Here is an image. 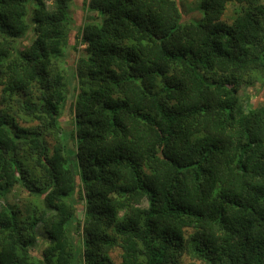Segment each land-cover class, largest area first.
Here are the masks:
<instances>
[{
  "label": "trees",
  "instance_id": "16d2710c",
  "mask_svg": "<svg viewBox=\"0 0 264 264\" xmlns=\"http://www.w3.org/2000/svg\"><path fill=\"white\" fill-rule=\"evenodd\" d=\"M72 3L0 0V264H264V0Z\"/></svg>",
  "mask_w": 264,
  "mask_h": 264
},
{
  "label": "rangeland",
  "instance_id": "374dc122",
  "mask_svg": "<svg viewBox=\"0 0 264 264\" xmlns=\"http://www.w3.org/2000/svg\"><path fill=\"white\" fill-rule=\"evenodd\" d=\"M179 8L182 12V19L183 21H197L200 17H202L203 13L200 9V0H177ZM85 0H74V3L71 5L72 11H74V18L75 23L73 26V29L70 33V45H75L78 38L81 37V28L84 24V22L88 19V16L92 13L86 10L85 8ZM238 4L230 2L227 4V8L222 15V19L224 21H227L228 23H231L236 9L238 8ZM33 37V34L30 33V36L23 39L22 43L23 45H27ZM80 49H82V46H79ZM76 58L77 53H75L74 50L69 49L68 52H65L64 60L66 63V68L68 71V77H70V84H71V90L73 89L72 86V71L76 69ZM239 96L242 100V102L245 105H249L251 107H257L264 103V78L262 80L258 79L253 84H243L240 86L238 90ZM73 112H72V100H69L61 114V122L64 127V131L66 132V138L68 141L71 140L70 138V131L71 129V120L73 118ZM69 143H72L70 141ZM16 193L19 191L15 190ZM14 191V192H15ZM26 195L24 192L22 193V196ZM9 199L13 198V195H8ZM46 243L43 240V238H39L38 243L36 246L33 247V251L36 253V255H40L41 251L45 247ZM116 254V255H115ZM113 255L115 260L119 262V252L116 251Z\"/></svg>",
  "mask_w": 264,
  "mask_h": 264
}]
</instances>
